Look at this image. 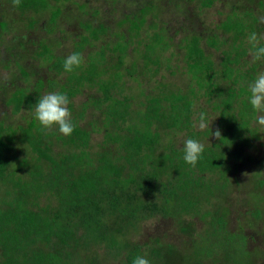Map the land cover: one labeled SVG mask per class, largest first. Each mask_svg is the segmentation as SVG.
<instances>
[{"label": "trees", "instance_id": "obj_1", "mask_svg": "<svg viewBox=\"0 0 264 264\" xmlns=\"http://www.w3.org/2000/svg\"><path fill=\"white\" fill-rule=\"evenodd\" d=\"M202 2L208 6L211 1ZM47 4L48 0H21L17 7L44 10ZM150 8L152 4L128 20L131 29H141L144 14ZM58 13L56 8L54 16ZM245 26L237 14L228 16L221 24L224 30L234 32V41ZM87 31L88 35L76 44L73 53L82 56L83 48L105 35L107 27L88 25ZM164 38L156 31L143 50L139 51L138 45L134 50L145 64L158 65L160 52L170 47ZM128 42L131 43L130 40L105 43L89 54V61H83L70 73L64 70V56L54 55L48 46L39 43L41 50L37 56L47 62L51 77L46 82L37 80L32 88L15 89L5 104H11L14 112L21 107L32 111L41 97L40 90L45 87L66 94L71 107L75 96L85 88L96 87L97 94L90 95L83 105L94 107L101 115L102 124L97 129L102 133L101 149H91L90 131L78 122L82 110L73 114L74 131L70 136L61 134L58 128L44 129L35 117L18 125L16 130L0 125V182L6 185L4 195H7L0 199V264H71L73 251L85 249L92 241L113 251L117 248L115 254L125 249V262L132 264L148 244H134L126 250L122 240L126 231L158 214L197 210L201 207L199 193H213L228 169L227 164L240 160L244 148L253 145L258 135L251 124L257 113L248 101V85L255 74L252 67L245 70L239 67V45L224 51L220 72L196 37L184 45L188 71L197 89L211 100L223 137L205 143L202 140L209 131H199L194 126L193 87L188 92L169 89L161 95L148 96L144 109L136 111L130 108L128 96L118 97L121 89L118 80ZM208 44L215 45L213 39ZM107 51L119 53L109 66L105 65ZM169 132L166 144L163 136ZM182 132L186 133V140L196 139L205 145L195 167L183 158L184 144L174 143ZM53 139L60 141L63 151H53ZM16 143L22 146V156L15 149ZM216 173L219 179L213 181L211 175ZM215 212L218 216L215 224L210 221L212 230L199 234L193 241L197 251L230 264H251L250 254L248 258L236 254L238 249L247 251L246 236L227 229L219 208ZM180 229L185 231L183 226ZM88 264H99L97 257L89 259Z\"/></svg>", "mask_w": 264, "mask_h": 264}, {"label": "rangeland", "instance_id": "obj_2", "mask_svg": "<svg viewBox=\"0 0 264 264\" xmlns=\"http://www.w3.org/2000/svg\"><path fill=\"white\" fill-rule=\"evenodd\" d=\"M202 1L204 0H48L44 10L40 7L21 10L13 6V0H0V125L16 130L18 125H24L35 117L36 107L32 111L21 107L14 112L13 106L6 104L15 89L32 88L37 80L43 79L46 82L51 77L47 71V62L37 56V52L41 50L39 43L48 46L54 55L66 58L73 54L76 44L83 36L88 35V25L104 24L107 32L83 48V61H89V54L98 51L105 43L113 45L117 41L130 40L121 67L122 76L118 80L121 86L118 97L128 96L133 111L143 110L148 96L161 95L169 89L188 92L191 86L196 95L193 99L195 125H198L200 113H206L209 127L203 131L209 132L202 142L211 143L214 140L212 132L218 127V114L213 110L211 100L197 89L188 71L184 61V45L192 37H196L218 72L222 69L221 62L226 55L224 51H231L234 45H239V67L242 70L252 67L256 78L258 73L264 72V60L251 63L247 40L252 32L264 36V23L259 19L264 16V0H210L208 6L203 5ZM151 4L153 8L146 10L145 16L143 15L145 23L141 29H131L132 18L139 15V10L148 9ZM56 8L59 13L55 17ZM233 14H237L246 25L242 35L235 41L234 32L221 27L222 22ZM129 19L131 20L128 21ZM156 31L164 35V40H168L170 47L160 52L158 65L151 62L145 64L134 47L138 45L139 51L143 50ZM212 39L214 46L208 44ZM261 44H264V40H261ZM107 53L111 57L105 55V65L109 66L115 63L119 53ZM222 83L226 81L222 80ZM49 92L51 91L43 87L40 96ZM96 94V87L85 88L72 99L71 107L68 106L72 118L74 113L82 110L83 116L78 118V122L90 131L93 151L101 149L102 133L97 130L102 124L101 115L92 106L84 107L83 102L90 95ZM251 125L258 135L253 145L244 148L245 154L240 160L227 164L228 169L224 171L221 180L218 173L211 175L213 181H219L212 190L213 193H199L201 207L175 214L176 216L158 214L139 221L135 229L125 232V238L122 236L126 250L131 249L134 244L147 243L144 249L140 248V256L147 258L150 264H230L217 256L199 253L193 242L199 234L212 230L210 221L215 224L218 216L215 210L219 208L227 229L246 236L247 251L241 252L238 249L236 254L246 258L250 254L251 264H264V127L257 125L255 119ZM195 128L201 131L198 126ZM169 136L170 132L163 136L166 144ZM186 136L185 132L180 133L174 143L177 146L183 145ZM53 142L52 149L55 153L63 151L60 141L53 139ZM16 144L15 149L22 156V146ZM26 154H29L28 149ZM5 187L0 182V199L7 197L4 195ZM256 212L259 213L258 217ZM182 226L185 231L180 229ZM116 250L117 248L113 251L103 243L92 241L85 249L79 247L76 253L73 251L70 255V260L73 261L71 264H88V260L95 256L99 264H127L125 249H120L115 254ZM155 250L159 252L156 253ZM242 260L245 262L244 257Z\"/></svg>", "mask_w": 264, "mask_h": 264}, {"label": "clouds", "instance_id": "obj_3", "mask_svg": "<svg viewBox=\"0 0 264 264\" xmlns=\"http://www.w3.org/2000/svg\"><path fill=\"white\" fill-rule=\"evenodd\" d=\"M21 0H13V6H19ZM260 21L264 23V16L259 17ZM264 36H258L257 33L252 32L248 36L247 43L250 45L249 55L251 63L264 60V44H261ZM83 62V57L80 53H73L65 58L64 70L65 72H72L75 68H79ZM248 101L257 115L255 116V123L264 127V72L258 73L255 80L248 85ZM69 98L66 94L59 92H49L40 97L36 103L35 119L38 123L47 130L58 128V131L70 136L74 131L72 123V114L68 108ZM198 128L203 131L209 127V121L206 113L201 112L199 115ZM215 138L222 139L220 129L212 132ZM205 151V145L196 139L189 138L184 141L183 153L186 163L195 167L197 162L201 159ZM132 264H150V261L144 256H137Z\"/></svg>", "mask_w": 264, "mask_h": 264}]
</instances>
